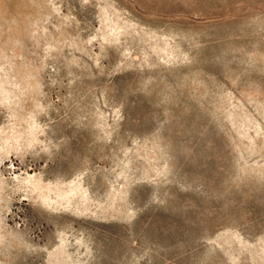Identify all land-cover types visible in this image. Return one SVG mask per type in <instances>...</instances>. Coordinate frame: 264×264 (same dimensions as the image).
I'll use <instances>...</instances> for the list:
<instances>
[{"label": "rangeland", "instance_id": "374dc122", "mask_svg": "<svg viewBox=\"0 0 264 264\" xmlns=\"http://www.w3.org/2000/svg\"><path fill=\"white\" fill-rule=\"evenodd\" d=\"M0 264H264V0H0Z\"/></svg>", "mask_w": 264, "mask_h": 264}]
</instances>
